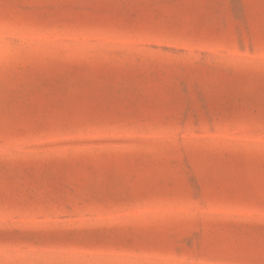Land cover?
I'll use <instances>...</instances> for the list:
<instances>
[{
	"label": "rangeland",
	"instance_id": "rangeland-1",
	"mask_svg": "<svg viewBox=\"0 0 264 264\" xmlns=\"http://www.w3.org/2000/svg\"><path fill=\"white\" fill-rule=\"evenodd\" d=\"M262 35L264 0H0V264H64L29 240L129 217L158 250L139 264H262L242 205L264 167L241 145L264 77L233 63Z\"/></svg>",
	"mask_w": 264,
	"mask_h": 264
},
{
	"label": "snow or ice",
	"instance_id": "snow-or-ice-1",
	"mask_svg": "<svg viewBox=\"0 0 264 264\" xmlns=\"http://www.w3.org/2000/svg\"><path fill=\"white\" fill-rule=\"evenodd\" d=\"M176 28H178L177 24L169 23L161 31L167 34ZM233 63L237 67L258 70L264 77V35L261 36L257 46L250 45L247 51L241 49V52L233 57ZM246 122L248 128L252 130L259 128L262 139L258 149L248 144L241 145V161L251 160L258 152L262 167H264V102L260 104L258 110L256 108L251 110ZM179 130L183 131L182 123ZM173 131H176L175 126L165 125L162 128V132L171 133ZM115 203L127 204L128 202L121 200ZM242 206L249 209L245 219L251 223L256 222V212L259 211L261 223L259 239L262 251H264V188L259 197L253 191ZM68 210L71 211L70 208ZM125 223L129 227L120 228L114 224L107 232L92 235L76 231L44 232L29 240V243L33 245V250L61 254L64 257V264H139L138 258L157 254L158 250L150 249L140 243L139 237L131 227L139 223L138 219L129 217ZM10 242H12V234L7 231L0 232V243ZM223 243L229 251L243 253L254 247L255 239L245 233L233 235Z\"/></svg>",
	"mask_w": 264,
	"mask_h": 264
}]
</instances>
